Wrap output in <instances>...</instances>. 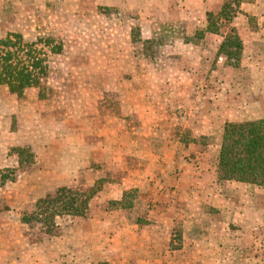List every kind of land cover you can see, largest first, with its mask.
I'll return each instance as SVG.
<instances>
[{
  "label": "rangeland",
  "instance_id": "1",
  "mask_svg": "<svg viewBox=\"0 0 264 264\" xmlns=\"http://www.w3.org/2000/svg\"><path fill=\"white\" fill-rule=\"evenodd\" d=\"M116 2L0 0V162L2 157L10 162L0 166V189H21L23 195L18 198L25 205L21 214L29 224L28 234H33L32 242L60 237L73 241L84 235V264L143 263V254L136 252L139 241L131 242L127 229L117 227L122 219H137L138 237L144 233L145 239L150 234L156 239L159 232L173 237L176 247L181 243L182 236L174 226L158 227L160 219L177 215L159 207L164 193L159 187L124 191L122 208L112 201L114 191L109 197L103 193L126 177L131 132L127 120L133 118L135 103L145 104L144 98H138L140 92H134L142 85L130 83L133 75L152 70L170 77L169 61L182 67L183 80L180 85H165L166 92L161 89L164 96L156 97L155 103L158 108L176 111L177 137L182 144L199 147L198 153L191 154L193 171L213 168L228 189L246 190L240 203L253 211L264 209V187L227 180L220 174V147L228 125L264 121V71H260L264 68V36L252 33L264 28V0H224L221 11L208 13V29L215 34L208 37L168 21L166 17L172 19L176 13L173 5L167 7L171 16L158 15L157 21L154 16L143 19L139 0H122L126 3L122 7L115 6ZM178 42L199 49L187 55L183 52L186 57L180 65V56L174 55ZM126 44L133 50L128 51ZM143 59L155 66L132 65L133 60ZM186 72L199 76V81H186ZM222 93L230 96L224 107ZM206 119L212 120L215 130L209 129L208 121L202 123ZM203 126L206 130L200 131ZM169 138L163 132L152 142L160 148ZM82 141L87 144L86 154ZM110 146L112 150L105 152ZM198 157H203L200 164ZM83 165L86 167L80 169ZM62 188L67 191L59 193L63 196L49 213L34 206ZM84 192L95 194L87 211L81 196ZM250 194L254 195L252 202ZM168 199L173 201L167 204L176 203V199ZM100 216L109 221L94 225ZM83 223H87L84 234ZM151 223L155 227L148 228ZM255 234V242L244 251L248 257L257 251L260 258L264 255V226ZM158 243L151 241L150 251ZM74 247L72 243V252ZM54 263L62 264V260ZM71 264L77 263L72 260Z\"/></svg>",
  "mask_w": 264,
  "mask_h": 264
},
{
  "label": "crops",
  "instance_id": "2",
  "mask_svg": "<svg viewBox=\"0 0 264 264\" xmlns=\"http://www.w3.org/2000/svg\"><path fill=\"white\" fill-rule=\"evenodd\" d=\"M35 1L36 4L42 2V0ZM121 4L122 0H117L115 6L126 5V3ZM138 4L143 19H150L154 16V20L157 21L158 15L171 16L167 13V7L173 5L176 13L172 19L166 17L168 21H174L181 26L185 25L186 27L183 28H187L191 34L201 31L202 36L208 37L215 35L208 29L210 24L208 13L221 11L224 0H139ZM164 10L166 13H163ZM245 30L242 29V31ZM252 33L254 36H264V28L254 29ZM142 34L145 33L142 32ZM223 34L225 36L228 33ZM177 45L174 55L180 56L179 65L185 59L186 53H195L199 50L193 44L186 45L178 42ZM159 48L162 53H166L164 47ZM126 49L132 51V45L126 44ZM260 59H262L261 56ZM193 62V66H195L197 61ZM168 63L169 68L173 69L170 77L152 70H143L142 74L133 75L130 83L142 85V88H138L134 92H140L138 98H144L145 104L135 103L131 112L133 118L127 120L128 132H131L127 136L126 150L129 165H127L126 177L122 178L120 183L110 184V187L103 193L109 197L111 195L109 193L114 191L112 194L116 197H112V201L122 208L124 191L140 188L148 190L151 185L155 186V189L159 187L160 191H164L160 200L162 204L159 207L168 211L171 209L177 215L170 219H160L158 227L174 226L178 235L182 236L181 243L176 247L171 242L173 237L160 235L159 232L156 239L151 237V234L148 235L149 239H145L144 233L138 237L137 230L140 225L136 218L118 220L117 227L121 231L127 229V234L132 235H128L131 242L139 241L136 252H139V255L143 254L142 264H264V255L258 258L255 255L258 252L255 251L253 255L248 254L250 256L248 257L244 251L247 244L255 242V232L264 226V209L259 207L258 211H253L247 205L240 203L244 197L243 192L246 190L228 189L225 183L219 182L213 168L210 167V171L194 172L191 166L193 163L191 154L192 152L198 153L199 147L196 145L185 146L177 137L175 110L156 106L158 103H155V98L159 95L164 96L161 94V89L163 88V92H166L165 85H180L183 80L182 67L173 66L176 63L172 64V61ZM134 64H139L138 67L143 69H151L152 66H155L152 61L145 59L138 62L133 60L132 65ZM254 70L257 72V68ZM260 71L263 72L264 68ZM186 74V81L192 82L195 81L194 79L199 81V76L189 72ZM254 74L255 72H253ZM257 84L258 81L251 85L252 89H256ZM213 92L215 91L213 90ZM228 98H230L229 94L222 93L220 100L222 107L228 103ZM204 118L207 117L203 116L202 119ZM209 121L212 120L206 119V122L202 123H207L209 129L215 130ZM202 128L206 130V126H203L200 131ZM163 132L170 138L164 141L159 148L153 144L152 138ZM81 146L83 154H86V142L82 141ZM110 150H112V146L105 152ZM202 158L196 159L197 164L201 163ZM6 160V157H2L0 166L10 165V162ZM85 167L86 165H83L80 169ZM201 170H203L202 166ZM222 186L225 187L222 188ZM118 193L121 195L119 196ZM20 195H23L20 188H14V191L10 192L0 189V264H55L54 262L59 259L62 260V264H71L72 260H75L77 264H84L86 262L84 235L79 234L80 239L73 241L68 237L63 240L60 237L52 240L47 239L40 243L32 242L33 234H28L29 224L24 223L21 214L25 205L23 200L18 198ZM252 196L254 195L250 194V202L253 201ZM169 197L176 199V203L167 204L166 202L173 201L169 200ZM180 200L182 204L178 203ZM184 201H188V203L184 204ZM169 206L172 207L169 208ZM117 211L113 210L118 215ZM103 218L100 216L94 225L103 226L109 221L105 218L103 221ZM86 227L87 223L85 225L83 223L82 234L87 229ZM151 227H155V225L149 224L148 228ZM141 238H143L142 241ZM151 241L159 242L153 251H150ZM72 243L75 246L73 252L70 249ZM63 248L64 250H62Z\"/></svg>",
  "mask_w": 264,
  "mask_h": 264
},
{
  "label": "trees",
  "instance_id": "3",
  "mask_svg": "<svg viewBox=\"0 0 264 264\" xmlns=\"http://www.w3.org/2000/svg\"><path fill=\"white\" fill-rule=\"evenodd\" d=\"M227 43L230 45L233 42L229 39ZM236 44L240 48V43ZM231 53L232 51L229 52ZM26 80H24L25 84L28 82ZM11 83L14 84L13 82L8 84ZM220 174L227 180L264 187V121L228 125L224 133V142L220 147ZM63 191L67 189H58L55 196L48 194L45 200L37 201L34 206L41 213L45 211L49 213L56 207L55 201L63 196L59 194ZM94 195V193H82L86 211ZM42 203L44 204L43 209L40 208ZM54 214L57 215V211H54ZM77 215L80 213L77 212Z\"/></svg>",
  "mask_w": 264,
  "mask_h": 264
}]
</instances>
